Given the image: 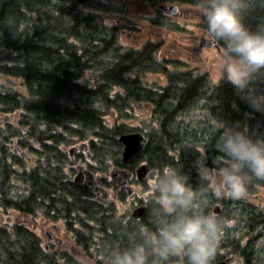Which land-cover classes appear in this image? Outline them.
Returning <instances> with one entry per match:
<instances>
[{
    "label": "trees",
    "instance_id": "16d2710c",
    "mask_svg": "<svg viewBox=\"0 0 264 264\" xmlns=\"http://www.w3.org/2000/svg\"><path fill=\"white\" fill-rule=\"evenodd\" d=\"M138 1L200 8V0ZM110 6L104 0H0V78L21 82V91L0 83V113H10L12 123L15 120L14 125L6 124L14 128L6 130L7 136L21 134L29 157L21 163L0 146V211L15 212L22 219L0 228V264H60L58 253L50 252L48 243L46 249V242L27 227L32 217L62 221L94 264H107L110 250L128 246L129 236L138 231L137 220L126 219L119 226L110 204L90 187L67 180L64 147L73 139L87 146L89 165L104 170L109 160L120 166L117 137L140 131L144 145L124 168L133 172L140 163L152 169L181 167L196 187L195 161L205 157L212 167V160L221 155L215 148V130L221 123L239 125L254 139L264 137V111L250 107L223 78L213 82L195 67L160 57L155 42L123 46L122 28L101 17ZM162 19L156 24L163 25ZM262 19L264 11L257 9L244 23L255 30ZM218 46L223 50L222 43ZM154 75L163 82L146 79ZM256 87L264 93V82ZM141 104L151 108L143 130L118 124L132 120L133 105ZM108 112L115 124L107 120ZM2 117L5 124L7 116ZM3 130L0 125L5 140ZM31 160L35 165L26 166ZM16 184L24 187L23 193L13 192ZM262 190L264 181H253L241 199H209L220 203L218 216L233 223L231 229L223 228L219 243L240 264H264L257 251L258 240L264 238V210L251 201ZM145 206L139 221L151 227L152 205L147 201ZM82 229L88 231L86 236Z\"/></svg>",
    "mask_w": 264,
    "mask_h": 264
},
{
    "label": "clouds",
    "instance_id": "9594fccd",
    "mask_svg": "<svg viewBox=\"0 0 264 264\" xmlns=\"http://www.w3.org/2000/svg\"><path fill=\"white\" fill-rule=\"evenodd\" d=\"M200 8L211 46L223 45L222 78L250 107L264 111V93L256 87L264 82V19L255 30L244 23L247 15L264 11V0H200ZM216 132L221 155L212 167L205 157L195 161L196 187L181 167L146 172L151 227L137 220L129 245L111 249L107 264H212L224 221L207 211L209 199L238 200L253 181H264V137L254 139L247 129L225 123Z\"/></svg>",
    "mask_w": 264,
    "mask_h": 264
},
{
    "label": "rangeland",
    "instance_id": "374dc122",
    "mask_svg": "<svg viewBox=\"0 0 264 264\" xmlns=\"http://www.w3.org/2000/svg\"><path fill=\"white\" fill-rule=\"evenodd\" d=\"M104 1L108 2L112 9L101 14V17L106 24H115L122 28L120 43L123 46L140 47L145 42H155L160 45V57L167 60L180 61L185 68L195 67L199 72L208 74L209 78L213 82L222 78L220 72V57L223 50L217 52L215 49L209 48L203 49L200 53H195L194 51L192 52V50L198 46L200 37L204 35L201 26V8L177 4L178 9L181 10V16L176 14L165 20L161 18L160 14L156 10L158 6H169V3L150 5L138 0ZM161 19L164 24H156L160 23L158 21H161ZM146 79L152 83L155 82L161 84L163 82L162 77L159 75L147 76ZM0 83L6 84L11 91H21V82L19 79L1 76ZM133 107L135 108V117H133L132 120H123L118 124L123 123L122 125L130 127L129 129L138 127L143 130L142 127H145V124L149 122L151 108L149 106H143L142 104L139 106L133 105ZM4 114L7 116L8 121L6 120L7 122L2 124V116ZM106 118L109 122L115 124V121L110 115ZM6 124L14 125L15 120L12 123L10 113H0V125L2 126V130H14V128H7ZM18 130L20 131V128H18ZM7 131L5 132V140H2L0 135V146L7 148L11 157H17L18 161L21 163L22 161H28L26 160V158H29L28 151L22 141L24 138L19 133L16 137L7 136ZM132 132H135V130ZM81 143V141L73 139L64 147V153L66 154V150L70 146H78V151L74 155L73 161L71 163L68 161L64 167L67 180L69 182L72 181V178L75 175L76 165L84 166L85 178L93 181V185L90 187V190H92L94 194L99 195L102 201L113 207L115 216L119 219V223L121 224L119 226H124L125 222H128L125 220H130L132 202L126 197L124 199H120L118 194L115 195V193H117V189L109 185V183L112 182H110L108 178V171L110 168L115 166L114 163L109 160L104 164V170L95 168L94 164H92V166L89 165L92 161L89 153L85 154L87 152V146L85 153H82ZM30 165H35L32 160L26 163V166ZM133 187L137 191V193H135L136 197L134 198V201L142 200L145 197L147 202L150 197L148 187L143 188L140 184L135 182ZM13 192L23 193L24 187L16 184V188ZM113 195H115L114 199H112ZM255 197V201L261 202L260 200L264 198V190L258 193ZM225 200L227 199L225 198ZM134 205H136V202ZM215 205L220 206V203L208 202L207 211L212 212V208ZM259 207L264 210V204H261ZM121 219L124 222L120 221ZM21 220L20 216L15 212H11L9 210L4 212L0 211V228H9L13 224H19ZM28 222L29 224L27 227H30L34 234L39 237L40 242H44L45 236L47 237L48 234H54V227L58 228V235H54V237H57L59 242H63V245L64 242L67 243V245L61 247L60 245L49 244V250L50 252L58 253L60 264H94V262L87 258L81 247L75 243L73 233L65 229L62 221L52 223L44 218L32 217ZM232 224L233 223L230 221H225L224 227L226 230L231 229ZM87 233L88 231L86 229L81 230L82 236H86ZM220 240L221 237H219V241ZM257 246L259 256H261L264 261V238L258 240ZM228 250V248L223 249L221 244L218 242L215 255L216 260L227 258V264H240V260L236 256L231 255Z\"/></svg>",
    "mask_w": 264,
    "mask_h": 264
},
{
    "label": "water",
    "instance_id": "95a60500",
    "mask_svg": "<svg viewBox=\"0 0 264 264\" xmlns=\"http://www.w3.org/2000/svg\"><path fill=\"white\" fill-rule=\"evenodd\" d=\"M158 9L163 11V13L167 16H173L177 12L176 5H171L168 7L159 6ZM179 15H181V12H179ZM211 41H212L211 38H207L205 35H203L202 37H200L198 46L194 48L192 52L194 51L195 53H200L203 49L213 48L211 46ZM214 49L216 51L220 50L218 45ZM117 141L122 146L119 162L121 165H127L132 161L134 156L142 149L144 136L139 132L125 133V134H120L117 138ZM75 152H76V146L70 147L68 149L69 158H72ZM76 169L78 170V173L73 177L72 181L74 184H81L83 182V175L81 173L82 168L77 167ZM150 169L152 168H150L146 163L139 164L134 169L133 173H130L125 168L112 167L108 171V178L110 179L111 182H113L116 185V187L119 190L125 191L128 198H132L134 196L135 190L133 187L128 186L127 183L132 179V177H134V179L137 182L141 184H146L144 181V177L146 172H148ZM86 184L87 186L91 185L90 182H87ZM262 202L264 203V198L262 199ZM145 211H146L145 205L138 206L131 211L130 217L134 220H138L143 216ZM212 212L218 214L219 207L215 205L212 209ZM213 264H227V259L217 261Z\"/></svg>",
    "mask_w": 264,
    "mask_h": 264
},
{
    "label": "flooded vegetation",
    "instance_id": "af4514ba",
    "mask_svg": "<svg viewBox=\"0 0 264 264\" xmlns=\"http://www.w3.org/2000/svg\"><path fill=\"white\" fill-rule=\"evenodd\" d=\"M83 175H84V171H83ZM84 177H85V175H84ZM129 185H131V186H133L134 185V182H130L129 183ZM117 189V188H116ZM116 194H118V196H119V198H120V196H122L123 197V199L125 198V197H127V195H126V192L125 191H118L117 190V193H115V195ZM115 195H113L112 196V199H114V196ZM136 197V196H135ZM134 197V198H135ZM134 198H132V199H130V201L132 202V210L135 208V207H137V206H141L144 202H143V200H145V197L142 199V200H138V201H134ZM147 198V197H146ZM253 203H256V204H259V206L262 204V203H260V202H258V201H255L254 199H252L251 200ZM136 202V205H134V203ZM143 202V203H142ZM260 208V207H259ZM263 210V209H262ZM58 232H59V230H58V228H56V227H54V234H48V236H47V239L45 240V242H46V249H48V245H47V243L48 244H50V245H63V242H59V240H58V238L57 237H54V235H58ZM47 234V233H46ZM56 255V254H55Z\"/></svg>",
    "mask_w": 264,
    "mask_h": 264
}]
</instances>
